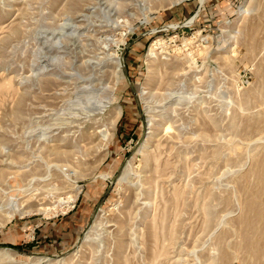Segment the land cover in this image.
Instances as JSON below:
<instances>
[{
	"label": "rangeland",
	"instance_id": "rangeland-1",
	"mask_svg": "<svg viewBox=\"0 0 264 264\" xmlns=\"http://www.w3.org/2000/svg\"><path fill=\"white\" fill-rule=\"evenodd\" d=\"M0 264H264V0H0Z\"/></svg>",
	"mask_w": 264,
	"mask_h": 264
},
{
	"label": "bare ground",
	"instance_id": "bare-ground-1",
	"mask_svg": "<svg viewBox=\"0 0 264 264\" xmlns=\"http://www.w3.org/2000/svg\"><path fill=\"white\" fill-rule=\"evenodd\" d=\"M154 47H155V44L152 46L151 50H150V54H153L154 53ZM119 114V113H118Z\"/></svg>",
	"mask_w": 264,
	"mask_h": 264
}]
</instances>
